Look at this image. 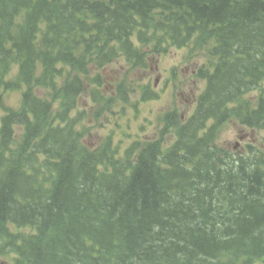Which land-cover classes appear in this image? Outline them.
Returning <instances> with one entry per match:
<instances>
[{"label":"trees","instance_id":"obj_1","mask_svg":"<svg viewBox=\"0 0 264 264\" xmlns=\"http://www.w3.org/2000/svg\"><path fill=\"white\" fill-rule=\"evenodd\" d=\"M162 44L206 52L193 115L167 146L89 149L73 112L90 73L144 67ZM13 89L17 110L3 106ZM0 108L13 264H264V149L215 144L232 121L264 133V0H0Z\"/></svg>","mask_w":264,"mask_h":264},{"label":"rangeland","instance_id":"obj_2","mask_svg":"<svg viewBox=\"0 0 264 264\" xmlns=\"http://www.w3.org/2000/svg\"><path fill=\"white\" fill-rule=\"evenodd\" d=\"M206 60L204 49L194 44L188 48L167 46L162 55L148 52L144 67H131L120 59L100 70L99 75L91 72L90 78L96 75L99 78L94 84L87 81L73 112L85 114L78 127L81 142L89 149H97L110 138L121 154L135 142L144 144L157 140L163 146L169 145L175 139L171 127L173 119L177 117L180 122L187 119L204 89L205 81L193 72L204 67ZM69 73L76 74L75 71ZM92 86L98 91L93 99ZM144 89L150 92L148 97L143 96ZM20 102L21 92L11 90L4 96L3 106L16 110ZM4 112L0 109V120ZM263 138L262 130H249L232 121L219 128L215 144L239 156L247 153V145L263 150ZM13 258L12 255L1 256L0 264H12Z\"/></svg>","mask_w":264,"mask_h":264},{"label":"bare ground","instance_id":"obj_3","mask_svg":"<svg viewBox=\"0 0 264 264\" xmlns=\"http://www.w3.org/2000/svg\"><path fill=\"white\" fill-rule=\"evenodd\" d=\"M168 16V15H167ZM92 29V28H91ZM226 54V53H225ZM251 55V54H250ZM254 61V60H253ZM228 90V89H227ZM45 161V160H44ZM112 164V163H111ZM136 165V164H135ZM23 171V170H22ZM261 171V170H260ZM27 177V176H26ZM24 189V188H23ZM32 189V188H31ZM30 203V202H29ZM7 229V228H6Z\"/></svg>","mask_w":264,"mask_h":264}]
</instances>
